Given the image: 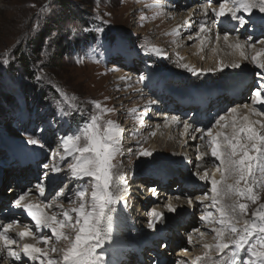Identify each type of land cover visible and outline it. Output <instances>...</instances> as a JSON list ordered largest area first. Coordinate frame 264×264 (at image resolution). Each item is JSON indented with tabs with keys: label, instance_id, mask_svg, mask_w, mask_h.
<instances>
[{
	"label": "rangeland",
	"instance_id": "374dc122",
	"mask_svg": "<svg viewBox=\"0 0 264 264\" xmlns=\"http://www.w3.org/2000/svg\"><path fill=\"white\" fill-rule=\"evenodd\" d=\"M156 1L157 0H0V169L5 168L6 170V166L11 162L8 160L11 155L8 151L10 146L13 144L21 145L22 143L20 142H22V140L25 141V138L30 135L40 139L44 147L40 148L43 156H41L42 159L40 160L39 166L43 163H48L50 168L45 178V170L40 167V175L37 176L35 180H31V183L43 184L45 186V191L48 190L50 199L46 204L50 203L51 207L46 208L45 211L48 214L54 213L58 220L64 219L62 213L68 211L73 224H75L78 214L70 210L80 206L81 198L78 197V192L82 188H86V196L83 199L90 202L91 193L93 191V181L91 179L87 177L83 179L74 178L69 171L68 165L75 162L74 156L65 152L61 139L69 134H78L80 129L93 115L101 117V131H105L109 127L108 121H112V127H114L116 124L122 125V121L125 119L137 115L140 112L137 108H145L149 98L152 97L149 90L151 86L147 82L140 80L141 75L146 76L153 68L157 71V80H159L161 75H165V72L183 73L185 77L186 75L193 74L182 67L183 64H188L190 67L194 68V66L188 62L189 60L183 56L184 54L182 51L191 50L190 54H192V51H195L200 43L203 44V37L208 39V37H210L208 34H211L212 37L211 30L217 22L216 18H212L211 20L213 27H210L208 22L204 23V32L201 31L200 21L195 24V28L193 29L192 25L187 27L188 24L185 23V20L175 26L176 21L173 23L170 21H173V17H176L177 13L182 14V10H178L174 13L176 7H157L155 6ZM189 5H191V3L183 5L185 11L189 10ZM168 17L172 18L168 20ZM197 20H199V18ZM104 21H107V23H103ZM207 26H209L210 32H207ZM98 27L104 28L102 35L95 31ZM179 27L181 29L186 27L190 28V31L188 30L190 35L185 32L186 29L175 33L176 30H179ZM73 29H75V31H73ZM117 39L123 41L125 50L118 55H110L108 50L109 46H114ZM36 43L42 46L35 54L31 49ZM137 46L140 47L138 48ZM153 48L159 49V54L149 51ZM20 50L26 54V57L30 61L31 67L29 71L31 72L32 69L35 70L33 79L36 81L41 91L44 92L45 96H41L39 100H37L38 95L31 94L32 105H27L26 110L22 108L18 102L8 103L2 99L5 93H11L12 90L10 89L19 87V82H29L24 67L25 65L19 60L21 56ZM260 50L261 49H259V51ZM262 51L261 53H264V48ZM131 58L132 60H130ZM263 58L264 55H261L260 59ZM110 63H113L112 65L116 67L111 69ZM125 69H128V71ZM256 71L257 69L252 73ZM220 75L219 73L212 76L194 75L193 79H191L192 77L190 78L191 81L190 79L187 80V77V79L183 80L185 83L184 86L180 85V89L177 86V91L179 93L187 91L186 93L191 94L190 92L194 88L193 86H202V84H204L208 87V85H212L214 81L217 80L216 77ZM174 76L177 75H169V77ZM37 77L40 79L37 80ZM233 81L234 78L229 80V85L233 84ZM190 82L192 83L190 84ZM224 82L225 81L222 80L219 84H223ZM19 92L20 95H16L22 102L23 93L21 90ZM96 102L100 103L101 108L98 109L95 107ZM251 102L252 99L249 100L248 98L247 103L250 104ZM103 108L109 111L102 112L101 109ZM132 110H135L134 115L133 112H131ZM224 114L223 115L226 117L224 121H226L230 113L227 112ZM262 114L264 115V113ZM262 114L260 115L258 112L254 115L255 118L253 116V121L256 122L254 127H258L263 121ZM228 121L229 120H227V122ZM160 122L161 124L164 123L163 121ZM239 122L240 121L235 122V128H237ZM227 124H223V127H226L222 128L221 123L215 124L214 122L209 128L220 125L222 129H227ZM238 126L244 127V124L240 123ZM38 128L44 129L43 133L40 135L36 133ZM235 128L233 131L230 130L231 133L229 134H222L221 140H223L224 136H231L234 131H236ZM206 137L208 136L206 135ZM240 138L241 142H248L246 133H241ZM127 139L130 140L132 145L130 143L125 144V147L121 148L120 154H118L113 161L117 166L113 190L118 194L119 199L121 198L120 195L124 193V189L127 188L129 181L133 179V177H141V175L145 173L144 170L149 168L150 159L153 160L155 164H163L164 161H170L171 163L169 164L171 165L163 169H172L175 167L173 163L174 159L181 156V149L178 146V141L177 144L173 142L163 143L161 140L156 143L151 133L147 135V138L144 140L138 136L137 139L135 137L134 139L137 140L135 144L134 139L133 142H131L130 138ZM208 140L210 141V139ZM124 142H126V140H124ZM205 142L206 139L205 141L201 140V144L198 146L196 145V147L202 148V151L210 152L208 147L211 148V145H209V142ZM154 143L157 145L154 146ZM83 144L84 141L82 139L80 145L83 146ZM142 148L152 151L153 156L140 157L138 153ZM176 150H178V152ZM191 151L194 152L195 150L192 148ZM162 152L167 155H161ZM61 157H64V159L62 160ZM211 160V164L209 165L207 163L202 164V167L204 166V173L207 172L209 176L211 175L209 168L216 165L218 166L217 163L219 162L217 159L216 161L214 159ZM52 165L58 167L60 171L53 174L51 171ZM217 169L216 172L219 176V178H217L221 180L223 173L222 166H219ZM28 170H30V168H28ZM9 173H11L9 175L12 176L14 174L21 175L16 169H12ZM29 173L32 174V172ZM32 176L34 178V174ZM121 176L123 179H121ZM211 177H213V175ZM235 180V177L230 176L227 183H234ZM14 181H16V179H14ZM207 181H209V185L205 187L206 189L204 191L202 190L204 194L210 192L209 190L211 189L210 179ZM37 185L28 188H18L17 193H19L13 194L12 196L10 192L8 193L10 189L8 188L9 184L5 183V185L0 188L2 191L1 195L12 197L16 200L19 195L24 194L22 193L23 191L28 190L29 195L33 192V197L31 198L35 201H41V199L36 196V194L39 193L36 187ZM172 185H175V183L171 182L169 186ZM221 185H218V187ZM241 186H243L242 182ZM173 187L174 186H172V189ZM121 189H123V191H121ZM258 190L257 192L259 195L255 203L249 199L241 202L247 204L248 207L243 217L239 214L235 216L237 226L241 225L238 229L243 227L242 222L247 219V217L249 218L251 216L256 205L259 202H264V195H260L263 189L260 191L259 188ZM159 195L165 196V198L168 197L164 194V191ZM28 198L25 196V199ZM138 199L140 200L141 198ZM132 200L134 199L132 198ZM132 200L129 198L125 201L127 206H125L123 210L121 209V212L117 204L113 215H117L118 212L128 214L135 212L133 216H136L140 211V209L138 211V208L143 206L139 204L136 206L137 208H132V211L129 208L130 211H127V207H132L130 205V201ZM163 200L164 198L162 201ZM233 201H239L236 194H220L218 206L213 204L212 200H209V204L208 202H204V205L200 204L197 207L198 209L192 207L190 210L185 209V211H183V216L190 219L191 225L184 239L183 237L181 238L184 241H181V243H186L187 246L184 247V244L181 248L178 247L186 250L185 252L183 251V255L185 256H179L178 253L174 252L173 256L175 257L176 255L177 257V262L175 264H179V261L187 262L188 264L191 263V260L188 259V254H191L192 250L195 252L197 251V249L194 248L198 246V243L195 247L193 246L196 234L198 233L200 235V233L196 231L197 229L205 232L207 237H211L212 232H214L213 227L209 225L212 223L208 220L201 219V217L211 213V215L208 216L209 218H216L219 220L221 219L219 208L225 206L227 210V206L231 205ZM156 202L150 204L149 216L143 218L138 216L137 219L141 218L144 223H142L143 225L140 227V234L143 232L146 235L148 228H146L145 225H149L150 222L156 221V218L151 215L152 205L155 210L159 209L157 210L159 212L169 213L166 201H164V203L160 202V204ZM181 209L184 210V206ZM157 223L158 221H156V224ZM30 226L32 227V223ZM78 227L79 225L73 227L70 224H66L63 231L70 239H61L59 241L56 240L54 234L49 229L50 233L45 235L51 238L49 242L47 244L36 243V241L33 240V245L43 248L48 252V258L59 259L61 253L52 252L51 249L53 247L57 249L66 248L71 241H74ZM137 233L139 232L137 231ZM126 235L127 234L124 235L125 238L130 237L129 234ZM206 236L202 237L201 235L200 237L204 239ZM132 237L131 235V238ZM189 237H191L190 240ZM230 238H235V236L232 234V237L228 239ZM208 241L210 240H207V242ZM204 242H206V240H204ZM227 243H229V248H227L226 251L230 252L232 244L229 241ZM17 245L19 244L17 243ZM245 247L247 248V246ZM226 251L214 253L213 247L211 248V252L207 251L203 254H198L200 255V260L194 264H220L221 260L229 257ZM41 259L46 258L37 257L36 260L39 262L37 264H40ZM247 259H249V254L246 251L239 264L245 262V264H247Z\"/></svg>",
	"mask_w": 264,
	"mask_h": 264
},
{
	"label": "snow or ice",
	"instance_id": "6c2138e0",
	"mask_svg": "<svg viewBox=\"0 0 264 264\" xmlns=\"http://www.w3.org/2000/svg\"><path fill=\"white\" fill-rule=\"evenodd\" d=\"M231 2L232 7H228ZM211 8L210 3L203 8L205 16ZM256 9L261 13H264V0H221L218 9L211 8L213 15L217 21H220L222 17H231L232 20L237 22L239 28H243L248 20L243 16H238L237 13L243 11L251 14L252 10ZM103 23H107L104 21ZM204 24H201V31H204ZM75 31V29H73ZM98 34L102 35L104 32L103 27H98L95 30ZM219 39V34H217ZM223 39L228 41L229 34L226 32ZM264 44V41H260ZM247 45V41L242 43H236L232 45L236 49L240 50V55L244 59H248L244 48ZM254 47V45H249ZM138 48L140 46H137ZM110 55H118L124 51L123 41L117 39L114 46H109ZM149 51L159 54L160 50L153 48ZM264 53H258L252 57V60L256 64L257 71L256 85L252 89V95L254 102L264 104V63L260 62L259 57ZM182 67L194 75L207 74L204 70H198L190 67L188 64H183ZM231 67L233 69L240 68L241 65L221 64L220 70ZM40 78L37 77V80ZM148 79L150 82L157 80V71L155 68L149 72L148 76L141 75L140 80L144 81ZM155 101H148L146 108L154 104ZM96 108H101L99 102L95 104ZM247 107V105H245ZM103 111H109L106 108L101 109ZM230 112L235 113L236 107L229 109ZM100 116L93 115L88 122L80 129L78 134H69L61 139V143L66 153L74 156V163L68 165L69 171L74 178L83 179L85 177L93 181V191L91 193V199L85 201L83 198L86 196L87 189L82 188L78 192V197L81 198V203L78 208L71 209L70 211L78 214L75 224L72 222V218L69 216L68 211L62 213L64 219H57V216L48 214L45 209L51 207V204H22L27 193L21 194L13 202V207L23 208L27 215L31 218L34 226L37 229L48 228L54 234L57 241L61 239L69 240L70 237L66 236L63 229L66 224H70L73 227L79 225L77 234L74 241H71L66 248L57 249L53 247L52 252H60L59 259L48 258V252L43 248L37 247L33 244L23 245V254L30 259H37V257H44L41 259L40 264H117L116 254L121 247V241L118 233L114 238L115 221L113 220V212L117 204L123 203L126 206V202H122L119 199L118 194L113 190V183L116 178V164L113 163L115 157L121 152L119 128L112 127L113 122L108 121L109 127L105 131H101ZM177 117H172V120H177ZM226 117L220 115L215 120V124H220ZM247 119V117H245ZM235 128V122H232ZM184 127L187 130L191 125L184 122ZM43 128L36 130L37 135L42 134ZM195 131L203 132V129H195ZM247 134V143L241 142L240 134ZM220 134L213 135L211 128L207 130V136L210 138L211 155L219 161V166H222L223 175L221 180H217L214 176L209 177L207 172L200 176L196 173L199 180L211 182V193L213 202L217 201V197L223 192L225 195L234 193L241 198H247L255 203L258 199L254 192L256 185L257 174H259V184L261 188H264V131L257 132L251 125L240 127L234 131L231 136H224L223 141L217 137ZM196 137H193L195 139ZM203 135L201 139H203ZM83 139V146L80 145V141ZM25 144L30 146H36L43 148L44 145L40 139L34 136H27L25 138ZM131 151V150H130ZM138 155L140 157H152L153 152L147 149H140ZM63 160L64 157H61ZM45 171V178L49 171V164L43 163L40 165ZM53 174L60 171L55 165L51 166ZM235 177V183H227L229 177ZM121 179L123 177L121 176ZM241 181L244 185L241 186ZM126 183V181H125ZM222 187H218L221 185ZM39 194L43 196L45 192V186L38 184ZM123 191V189H121ZM153 194L156 193V189H152ZM208 198L206 193L203 196L196 197L197 203L204 205V201ZM188 204L192 205V199H188ZM170 212H176V206L172 205L171 201L167 205ZM248 205L233 201V203L227 206L219 208L221 219L219 223L223 228H227L235 238H230L229 242L234 245V250L231 251L230 256L221 260L220 264H239V256L242 250L247 246L246 251L249 254L247 264H264V203L260 204L258 209L252 213V220H244L243 227L238 229L235 216L239 214L241 217L246 214ZM156 218V221L163 222L161 219L162 214L156 212L154 209L151 213ZM209 213L206 216L201 217L203 220H207ZM156 221L149 223V228H155ZM0 254L5 253L8 257L13 258L19 262L21 260V253L14 251L12 246L17 241L8 235L13 225L11 223L0 226ZM196 231H199L198 229ZM216 232L217 239L220 241L215 247L223 252L224 249L229 248V243L224 241V231L222 228L213 229ZM31 233L28 230L20 231L17 235L20 238L29 236ZM51 238L48 236H40L41 242L47 244ZM191 237H189V240ZM205 247H210L205 245ZM113 254L109 259L108 253ZM199 259V258H198Z\"/></svg>",
	"mask_w": 264,
	"mask_h": 264
},
{
	"label": "bare ground",
	"instance_id": "6f19581e",
	"mask_svg": "<svg viewBox=\"0 0 264 264\" xmlns=\"http://www.w3.org/2000/svg\"><path fill=\"white\" fill-rule=\"evenodd\" d=\"M177 1H178V4H176ZM191 1L192 0H176V1L175 0H157L155 6L163 7V8H165L167 6H170L171 8H175L176 7L174 13L176 11H178V10H182V14L177 13L176 17H173V21H170V22L173 23V22L176 21L175 26H177L178 24L182 23L185 20V23L188 24L187 27L192 25V29H193V28H195L194 27L195 24L197 22H199V21L201 22V24L207 23L209 21V17L205 16L204 11H203L204 6L207 5V4H204V5L202 3L199 4V1H196L197 2L196 4L189 5L190 6V8H188L189 10L185 11V8L183 7V5H188ZM219 6L220 5H218V4L217 5H213V6L211 5V8L218 9ZM211 8L209 9L208 12H210ZM157 10H159V9H157ZM171 18L172 17H168L167 19L169 20ZM198 18H199V20H197ZM221 19H223V18H221ZM208 25L210 26L209 22H208ZM209 26L206 27V29L208 30L207 32H210ZM187 27L181 29L182 28V26H181V28L179 27V30H176L175 33L178 32V31H183L184 29H186L185 32L188 33V30L190 31V28H187ZM211 31H212L211 32L212 33V37H211V34H208V36H210V37H208V39H206V37H203V40H202L203 44L200 43L199 46L197 44L198 48L195 51H192L193 52L192 54H190L191 50L190 51H182V52L184 54L183 56H185L186 59L189 60L188 62H190L191 65L194 66V68L196 67V69H198V70L206 71L207 74H205V75L212 76V75H215L217 73H219L221 75L216 77L217 80H215L212 85H208L209 88L207 86H205L204 84H202V86L201 85H199V86L195 85V86H193L194 88L191 90L190 93L192 95H194L196 93H200L201 89H203V90L204 89L212 90V99H214L213 103L216 104V103H218L221 100V98H225L227 100L226 103L230 104V103H233V100L231 98L230 99L226 98L225 97L226 94L218 96V91L216 90V88L214 86L217 85V83L219 84V82H221L223 80L225 82L223 84H221V85L222 86L223 85L227 86V89L230 88L231 91H232L233 88H234L233 86H234V84L236 82L240 81L243 77L247 76L252 70L257 69L255 62H253V60H252V57L256 56L258 53L263 52L262 50L264 48V44H262L260 42H256V43H252V44L247 43V45H245L244 51H245L248 59H244L240 55V50H238V49H236L235 47L232 46V45H235L236 43L245 42L243 39L235 38V37L229 35L228 41H225L223 39L225 33L223 35L219 34V39H217V32H215L213 29ZM262 41H264V39ZM249 45H254V47H250ZM259 49H261V50L259 51ZM130 60H132V58ZM259 60H260V62L264 63V58L260 59V57H259ZM222 63L225 64V65H231V64L238 63V64L241 65V67L237 68V69H233L231 67H228V68H225L223 71H221L220 70V66H221ZM110 64H111V66H110L111 69H114V67H116L115 65H112L113 63H110ZM125 70L128 71V69H125ZM130 73H131V70H130ZM130 73H128V74H130ZM169 75H177V76L169 77ZM121 76H124V75H121ZM147 76H148V74L145 77H147ZM193 76H194V74L186 75V77H185V75L183 73L180 74V73H168V72H165V75H161L159 77V80H157V81H151L150 82L148 79H145L144 81L147 82L150 85L154 84L153 87H156L158 90H160V92H162V91L164 92L163 96H162V97H164L163 101H167V102L165 103L166 105L164 104V105H162V107H168L169 108V107H173L174 102L176 100V95L179 94V92L177 91V88L179 87V89H180L181 86H184V84H185L183 82L184 79H187V77H188L187 80H189L191 77H192L191 79H193L194 78ZM233 78H234L233 84L229 85V80H231ZM191 79H190V81H191ZM219 79H221V80H219ZM191 83L192 82H190V84ZM10 90H12L13 93H15V94H19L20 95V92H19L21 90L20 86L12 88ZM183 92L184 91H182L180 93L181 96H184L187 91H185L184 93ZM208 92H210V91H208ZM191 94H189V96ZM247 99L248 98H244V100H242L237 105H235V104L232 105V107H236L237 111L235 113L229 112L230 115H228V117H227L228 118L227 120H229L228 122H227V120L220 122L222 124V128L226 127V126L223 127V124H227L228 123L227 124L228 128L227 129H222L220 125H216L214 128H211L213 135H216L217 133H219L220 135L217 138L221 140V135L222 134L226 135V133L227 134L231 133L230 130L233 131V129H234L233 124H232L233 121L234 122L240 121L238 124L243 123L245 128L247 126H249V125L254 127L256 122L253 121V116L256 113L259 112V111H257L258 110L257 107H259L258 106L259 102H251L249 104V103H247ZM21 100H22V102H21L20 106L22 108H25V110H26L27 106L25 104V99H24L23 96H22ZM245 105H247V107H245ZM184 107H186V106H184ZM232 107H230V109ZM137 109H138V111H140L141 107L137 108ZM189 110H191V108H189ZM134 111L135 110L131 111V112H133V115L135 114ZM225 113H227V112H225ZM154 114H155V116H157L156 118H153V116L151 117L149 112L147 111L145 113L146 118L141 122V124L139 122V119L136 118L138 115H134V118L125 119L124 121H122L123 122L122 125L121 124H116L114 126L115 128H119L120 131H121V135H120L121 148H124L125 144L130 143V140L127 139L128 137L131 139V142H133V139L136 137L135 135L132 136L133 134L130 135L128 133L129 132L128 129L132 130L134 128V126L137 127L136 125H139L138 129L143 131L142 134H144V137H143V135H140L139 133H138L137 136L140 137L143 140L145 138H147V135H149L151 133V136L153 138H155V142L156 143L159 140H161V141H163V143L164 142H167V143L173 142L174 144H177V141H178V143H179L178 146L181 149V156H179L178 158L174 159L173 163L175 164L174 165L175 167L172 168V169H166V168L163 169L164 167H167L168 165H171V164H169V163H171L170 161L169 162L168 161H164L163 164L162 163L155 164V163H153L154 161L150 159L149 160V168L144 170V172H145L144 174H148V176H146V177L145 176H141V177H136V178L133 177V179H131L129 181L128 185H130V186H128V188L124 189V191H123L124 193H122V195L125 194L126 197L128 196V199L131 198V197L135 198L134 200L131 201V206L134 209L137 208L136 206L139 205V204L141 206H143V205L144 206L141 207V208H138V211H139V209H140V211H139V213H137L136 216L135 215L133 216V214L135 212H133L132 214L131 213L130 214H128V213H120L121 212V207H118L120 209V212H118L117 215H113V220L115 221V229H116V231H114L113 235H114V238H115V235L118 233V235L120 237V241H121V247H120L118 253L116 254V259H119V258H122V259L123 258L124 259L125 258L133 259V257H134L133 254L134 253H133V251H129V249L130 248H138V247L141 248V246L144 245V244H142L140 242L142 240H138L139 239L138 237H140L141 235H143L144 238L146 237V235H144L143 232H142V234H140L141 231H139V230H140L141 225L144 224L143 221L141 220V218L149 216V208L151 207L150 203L153 204L154 202L157 201L156 203L160 204V202L164 203V201H166V203L168 205L169 201H171L172 205L176 206V209H177L176 212H170L169 211V213H167V212H159V211H157L159 209L155 210L154 206L152 205V210L154 209L156 212H159V213L162 214L161 219H162L163 222L161 223V222L158 221V223L156 224V226L161 227V229L159 230V232H155L156 231L155 230L156 226L153 229V228H149L148 224L145 225L146 228H148V230L146 231L148 236H150L152 233L159 234L161 232L163 234L160 233L159 235L167 237L169 239V241H171V243H174V239H177V235H176V230L173 228V226L171 224L172 223L171 219L172 218H177V223L179 225H181L183 223L182 226L179 227V229H180L179 231H181V232L184 231L186 229V223H189V220L185 223V219H182V216L184 215L183 211L185 210V208H187L188 210H190L192 207L194 209H197V207L200 204L197 203L196 197L205 195L202 190L201 191L197 190V191L193 192L190 195L187 194V196H186V195H184L186 193L185 192L186 190L184 189L185 191H183L182 193H177V194H173V195L169 196L167 194L168 193L167 192L168 189H166L165 191L163 189H162V191L161 190L159 191V188H157V185H159L161 183V181L160 180L156 181V178L154 177L156 172H158V173L162 172L161 176H165V178H166L167 175L165 173H167V174L170 173L171 174V172H172V174H173L177 169L178 170L180 169L178 172L176 171L179 174V177L175 178L172 181V183H175L176 186H180L181 187V186H183L182 182L189 181L188 179H186V176L188 174H186L184 171H182V168L178 167L177 165H182V167H186V168L192 166L194 168V170H195L194 173H197L198 175L202 176V175L205 174L204 170H203L204 166L202 167V164L203 163H207L208 165L211 164L210 163L211 159H214L216 161V158L212 157L211 151L210 152L202 151V148H197L196 147V145L198 146V145L201 144V140L205 141V139H207V137H206L207 130L209 129L210 126L208 128H206L205 130L203 129V132L195 131L194 122L190 118L191 112L184 119L178 117L179 115H172L169 111H166V110H162L159 113L155 112ZM260 115H261V113H260ZM172 117H177L178 119L174 121V120H172ZM245 117H247V119H245ZM254 118H255V116H254ZM262 119H263V121L260 123V125L258 127H254L258 133L264 131V115L263 114H262ZM160 121H163L164 123L161 124ZM185 121H187V123L189 125H191V127H189L187 130L184 127V122ZM212 124L213 123H211L210 125H212ZM238 124H237V128H235V130L241 127V126H238ZM132 125H133V127H132ZM223 130L224 131L227 130V131L224 132ZM123 131H124V134H122ZM132 133H134V134L137 133V130H135V128H134L132 130ZM146 133H147V135H146ZM202 135L204 137L203 139H201ZM227 136H229V135H227ZM193 137H196V138L193 139ZM123 139H127L126 142H124ZM136 139H137V137H136ZM136 139H134V144L137 142ZM221 141H223V140H221ZM156 143H154V146L157 145ZM192 148H193V150H195L194 152L191 151ZM21 149H22V146H16L14 144L12 146H10V151H12V153L9 156V158H12L16 162L17 161H21V159H22L21 155H22V152H23V151L21 152ZM187 149H189V150H187ZM38 151H40V150H38ZM176 151L178 152V150H176ZM189 151H190V153H189ZM161 155H167V154L162 152ZM197 158L198 159L200 158V161H197L198 160ZM187 162H189L188 167L185 164ZM217 164L219 165V162ZM17 168L19 169V166H13L12 167V169H17ZM217 168H218L217 165L214 166V167L212 166L211 168H209V172H210L211 175L210 176L208 175V176L210 178L213 175L218 180L219 176L217 175V172H216V170H218ZM22 169H23V170H21L22 173L25 174L24 171H26L27 168H22ZM2 171L4 173H7V172H9L11 170L7 169V168L5 170V168H3ZM157 175H159V174H157ZM222 175H223V173H222ZM13 176H12V179H16L17 180V178H19V175H16V174H14ZM194 179L198 180V181H201V180L198 179L197 175L194 177ZM254 179H256V181H257L256 185H255V187L253 189L255 194L257 196L259 195V193L257 191H259L258 189L260 188V191H261V189H263V192L260 195H264V188H261L260 184H259V174H257V177L254 178ZM139 180L142 181V183L145 180H147V181L150 180L151 182H153V184H149V182L146 181L148 185L146 183L142 184V186H143L142 189L144 191H140V193L143 194V195L142 194L140 195L142 197L140 199L141 201L139 199H137V198H140V197L138 195L134 194L136 192L135 191V186H137ZM177 180H179V181L177 182ZM241 182H242V185H244V182L243 181H241ZM234 183H235V181H234ZM152 185H153V187H156V188H154V189H156V193L153 194V192H151V194L148 196L147 200L144 201V198H146L145 197L146 195L144 196L145 190H146V186L151 187ZM175 185H172V186L175 187ZM172 186H169L170 190H173ZM20 187L21 186H20L19 183H17V185H15L14 187L13 186H9L8 188H10V189L8 190V193L10 192V194H12V196H13V194H16L18 188H20ZM220 187H222V185ZM131 188H133V189H131ZM125 190H126V192H125ZM127 190H130V191H127ZM163 191H164V194L168 195L169 197L165 198V196L163 197V196L159 195ZM0 194H2L1 190H0ZM207 194H208V198L204 202H208V204H209L210 203L209 200H212V195L213 194L211 193V191L208 192ZM221 194L224 195L223 192ZM122 195H120V196H122ZM3 196H5V195H3ZM3 196H2V198H3ZM219 196L217 197V201L213 202V204H215L216 206H218ZM237 197H238V200H239L238 202H240V203L245 201V200H248L247 198H241L238 195H237ZM163 198H164V200L162 201ZM189 198L192 199V205L191 206L188 204V199ZM30 200H31V198H30ZM120 200L122 202H125V198H122V199L120 198ZM26 201H27V199L22 201V204H28L29 203V202L27 203ZM137 201H138V203H137ZM32 203L35 204L34 201H32ZM37 203L41 204L39 201H37L36 204ZM183 206H184V210L181 209ZM1 210L2 209L0 208V211ZM145 210H147V211H145ZM25 213H26V211H24L23 208H15V207H13V215H14V217H17V218L21 219L20 220V224L17 226L18 227L17 228L18 231H25V230L29 231V229H25L24 226L28 225L29 222H32V221H30V219H26ZM138 216L141 217V218L137 219ZM207 220L210 223H212V224H209V225L211 227H213V229H217V228H222L223 229V231H224V241L227 243L229 241L228 238L232 237V233H230L227 228H223V226L219 223L220 219L217 220L216 218H209L208 217ZM245 220H249V218L247 217V219H245ZM240 226L241 225H238L237 227H240ZM164 229H166V230H164ZM162 230L165 231V232H162ZM137 231L139 233H137ZM39 232L40 231L37 230L36 233H39ZM197 232H199L200 235L197 233L196 237L194 238L195 241L193 242L194 243V245H193L194 247L198 243V246H196V248H194V249H197V251L195 252L194 250H192V253L190 252L191 254H188V257H189L188 259L191 260L190 264H194V263H196V262H198L200 260V258H199L200 255H198V254H203V253H205L207 251L211 252V248H213V247H214V251H215L214 253L221 252L215 247L220 242L217 239L215 231L212 232L211 237L210 236L207 237L206 233L203 232L202 230H199ZM125 234H127V235L129 234L130 237H126L125 238L124 237ZM45 235H47V232L44 233V236ZM131 235L133 236L132 238H131ZM201 235H202V237L206 236V238L202 239L200 237ZM24 238L26 240H28L26 237H24ZM18 239H19V237H18ZM37 239H39V237H37ZM204 240H206V242H204ZM207 240H210V241L207 242ZM29 241H31V240H29ZM199 243H200V245H199ZM183 245H184V247L187 246L186 243H181L180 242V244H179L180 248ZM205 245H208L210 247H205ZM13 246H16V245H13ZM13 246H12V248H13ZM14 248H17V246L14 247ZM18 249L22 250L23 249V245H20V247H18ZM172 249H173V247H172ZM245 249H246V247H245ZM245 249L242 250L241 253H240V256L238 258L239 262L241 261L242 257L245 255V252H246ZM232 250H234V245L231 246L230 252L226 251V249H224L223 251H226L227 255L230 256V253H231ZM183 251L185 252L186 250L183 249V248L182 249H178L176 251V253H178L179 256H181V255L185 256V255H183V253H184ZM20 253H21V260L19 262H17L13 258L8 257L7 254H6V251H5V253L0 254V264H7L8 262H9V264H22V263L27 264V263H29L27 261L28 257H26L23 254L22 251ZM110 254H111V257H112L113 254L111 252H110ZM195 254L197 256H191V255H195ZM247 261H248V259H247ZM117 262H118V264L120 263L119 260H117ZM180 263L188 264L187 262H183V261H179V264Z\"/></svg>",
	"mask_w": 264,
	"mask_h": 264
},
{
	"label": "trees",
	"instance_id": "16d2710c",
	"mask_svg": "<svg viewBox=\"0 0 264 264\" xmlns=\"http://www.w3.org/2000/svg\"><path fill=\"white\" fill-rule=\"evenodd\" d=\"M41 38V37H40ZM40 43V41H39ZM39 43H36L33 45L32 47V52H34L36 54V52H38L40 49H41V44ZM21 52V50H20ZM62 54V53H61ZM19 60L22 62L23 65H25V71H26V74L28 76V80L29 82H19V85H20V88L21 90L23 91L25 97H26V100H27V103L28 105H32L31 104V94L33 95H38V98L37 100H39V97L44 96V92L41 91V89L39 88V86H37V83L36 81L33 79L34 78V73H35V70H31V72L29 71L30 69V61L28 60V58L26 57V54H24L23 52H21V56L19 57ZM2 99L3 101H6V102H17L16 101V98L11 95L10 93H5L3 96H2Z\"/></svg>",
	"mask_w": 264,
	"mask_h": 264
},
{
	"label": "water",
	"instance_id": "95a60500",
	"mask_svg": "<svg viewBox=\"0 0 264 264\" xmlns=\"http://www.w3.org/2000/svg\"><path fill=\"white\" fill-rule=\"evenodd\" d=\"M262 203H264V202H261L260 204H262ZM260 204H259V205H260ZM259 205L255 208L254 211H256V210L258 209ZM252 219H253V216H251V220H252Z\"/></svg>",
	"mask_w": 264,
	"mask_h": 264
}]
</instances>
